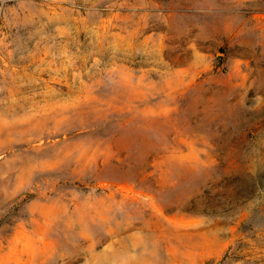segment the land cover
Masks as SVG:
<instances>
[{
    "label": "rangeland",
    "instance_id": "1",
    "mask_svg": "<svg viewBox=\"0 0 264 264\" xmlns=\"http://www.w3.org/2000/svg\"><path fill=\"white\" fill-rule=\"evenodd\" d=\"M0 264H264V0H0Z\"/></svg>",
    "mask_w": 264,
    "mask_h": 264
},
{
    "label": "bare ground",
    "instance_id": "2",
    "mask_svg": "<svg viewBox=\"0 0 264 264\" xmlns=\"http://www.w3.org/2000/svg\"><path fill=\"white\" fill-rule=\"evenodd\" d=\"M140 259V258H139Z\"/></svg>",
    "mask_w": 264,
    "mask_h": 264
}]
</instances>
